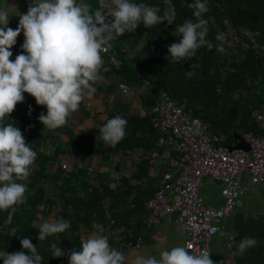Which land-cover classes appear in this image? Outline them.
Masks as SVG:
<instances>
[{
    "label": "trees",
    "instance_id": "1",
    "mask_svg": "<svg viewBox=\"0 0 264 264\" xmlns=\"http://www.w3.org/2000/svg\"><path fill=\"white\" fill-rule=\"evenodd\" d=\"M84 2L90 4L93 11L99 8L108 12L109 5L102 0ZM133 2L158 6L161 10L166 7L164 0ZM171 2L176 10L175 24H182L186 19L196 20L195 10L189 7L195 0ZM206 3L207 11L202 16L208 20L207 39L214 45L223 43L224 53L218 52L216 47L208 49L205 46L188 60L169 63L165 58L169 55L167 46L180 39L175 35V24L168 25L165 21L146 28L141 23L134 32H125L111 42V48L128 47L132 54L117 72L124 81L134 85H143L144 78L138 76V72L145 74L149 84L141 100L146 114L131 113L128 105L121 102L92 129V137H85L83 133L70 134V147L75 150L87 148L89 153L100 154L105 160L119 150L137 147L149 152L160 150L158 139L161 134L153 127L152 107L164 91L174 99L186 101L194 115L210 123L211 131L227 132L230 138L238 132L239 126L258 134L264 132V126L256 119L257 110L264 111V0H206ZM218 33L224 34L223 41L216 39ZM22 45L15 44L11 49L13 61L23 51ZM101 57L107 61L104 53ZM188 71L194 72L191 78L186 76ZM236 93L240 96L236 97ZM41 112L45 114L42 106L29 94L27 101L18 103L9 118L4 120V123L20 129L37 158L28 177L20 179L27 188L26 200L15 206L17 211L10 224H5L8 211L0 210V256L22 251L21 239L29 238L43 257L42 264H69L67 255L52 257L53 246L62 247L65 252L72 248L80 250L81 241L85 239L83 235L94 229V223L108 231L106 236L110 246L124 253L126 247L121 239L113 238L115 234L112 232L125 225L122 232L116 234L122 240L134 239L140 232L142 218L147 213L146 193L137 184H132L130 178L142 181L148 174L150 159L143 158L130 177H122L117 191L102 183L101 187L96 186L87 178L89 172L86 168L77 165L69 170L62 168L58 159L63 148L57 146L49 153L45 150L49 138L60 127L55 130L44 128L38 119ZM116 115L125 118L127 125L124 138L113 146L100 138L99 129ZM55 181L58 184L54 195L48 196L47 188ZM110 196H114V200L106 204L105 200ZM52 212L57 221L63 218L71 227L64 233L39 241L40 213L50 215ZM0 264H3L2 258Z\"/></svg>",
    "mask_w": 264,
    "mask_h": 264
},
{
    "label": "clouds",
    "instance_id": "2",
    "mask_svg": "<svg viewBox=\"0 0 264 264\" xmlns=\"http://www.w3.org/2000/svg\"><path fill=\"white\" fill-rule=\"evenodd\" d=\"M166 7L133 0H108L109 10H92L84 0H30L26 14H20L19 25L8 27L9 13L0 9V210L8 211L5 224H10L15 207L26 200V185L17 180L26 179L37 153L25 142L16 126L4 123L5 117L24 101V93L33 96L38 105L47 107V114L40 113L38 119L44 128L55 130L67 123L70 113L76 112L82 100L91 96L95 89L91 82L98 79L102 66L101 52L112 47V41L125 32H134L143 23L146 28L165 21L175 24L176 10L171 0H164ZM189 7L194 9L196 20L186 19L175 24V35L180 39L168 45L169 63H177L195 56L202 47L224 53L223 43L214 45L207 39L208 20L202 14L207 11L206 0H195ZM23 32L25 40L21 54L13 61L11 49ZM223 41L224 34L218 33ZM194 68L195 65H190ZM193 71L186 76L191 78ZM31 114V106L29 115ZM127 120L121 115L109 119L100 127V138L109 145L119 143L125 136ZM70 222L61 218L40 225L38 240L64 233ZM96 234L81 241L80 250L53 246L52 257H69V264H123L125 256L111 248L104 228L93 224ZM23 250L0 256L3 264H42L29 238L20 241ZM259 241L245 236L239 242V254L257 247ZM186 247L177 246L155 256H137L134 264H215L205 250L197 255ZM26 250V251H24Z\"/></svg>",
    "mask_w": 264,
    "mask_h": 264
},
{
    "label": "crops",
    "instance_id": "3",
    "mask_svg": "<svg viewBox=\"0 0 264 264\" xmlns=\"http://www.w3.org/2000/svg\"><path fill=\"white\" fill-rule=\"evenodd\" d=\"M29 2L30 0H0V9H6L8 11V26L13 30L19 25V15L27 13ZM18 37L16 45L20 46L24 40L23 32H21ZM102 61V66L98 72V79L95 82H91L95 89L94 93L89 97L87 96V89H85V98L82 100L79 109L76 112L70 113L67 118V123L61 126L60 129L49 138L45 150L49 153L54 151L57 146H60L64 151L59 155L58 160L61 161L66 154L70 155L71 166L77 165L87 170L88 168L93 169L92 171L88 170L89 175L87 178L91 183L96 186H100V183L106 184L115 191H117V187L122 182V177H130L140 161L143 158H149L150 167L148 174L143 177V180H134L130 178L132 184H137L141 190L145 191L146 201L168 177H173L175 174L177 152L175 151L174 143H161L160 138L163 136L161 133L158 139L160 150L149 152L142 147H137L133 150H119L109 154L108 160L103 159L100 154L89 153L86 150L87 148L75 150L68 145L70 134L78 135L83 133L85 137H92V129L102 120L106 119L109 112L121 102L128 105L131 113L142 116L146 114L141 99L147 92L148 85H134L129 83L132 90L128 95H124L118 87L119 81L123 80L117 72L119 68L111 66L108 61L103 58ZM28 97L29 94L24 93L23 102H26ZM176 100L181 101L180 99ZM42 108L45 114H47V107L42 106ZM257 112L263 113L262 110H257ZM7 118H9V116L5 117V120ZM263 121L258 122L263 125ZM237 130L240 133L250 131L240 126ZM223 133L227 135L228 143H234L232 141L233 136L230 138L227 132ZM55 165L54 163L52 167L54 168ZM103 174H106V176L103 177ZM206 179L200 189V195L207 205L220 207V203L214 200V197L222 194V184L211 178ZM16 182L18 183V180ZM56 183L57 181H55V184ZM203 187L204 189H202ZM243 187L245 189L241 194V204L236 207L234 213L221 220L220 230L211 242L212 259L215 263H217L220 257L231 256L232 259L239 261L241 264H264V182L251 183L247 177L243 181ZM49 188L50 187L47 188V195L53 196L54 189ZM201 190L204 192V196L201 194ZM134 192L135 194L138 193L136 189ZM113 200L114 196L107 197L105 203L109 204ZM144 216L140 228L144 222ZM166 218L169 219V222H166L161 229L157 227L154 228L153 231L145 233V242L141 249H130L127 251L125 249L126 256L123 264H134L137 256H155L159 259V254L164 250H170L177 246L184 247L187 235L183 231L181 224L176 220L175 215ZM175 223L179 225L181 242L172 239L173 232L171 233L169 230V224ZM124 226L125 225L120 226L119 229L121 232ZM94 230L97 231L93 229L91 230L92 232L89 231L84 234L83 237L87 239L89 236L90 238V235L94 234ZM107 232L108 231L104 228L103 235H107ZM86 235L88 236L86 237ZM245 236L256 238L259 244L257 247L251 248L241 255L239 254L238 245ZM228 243L232 244L231 248L228 247Z\"/></svg>",
    "mask_w": 264,
    "mask_h": 264
},
{
    "label": "built area",
    "instance_id": "4",
    "mask_svg": "<svg viewBox=\"0 0 264 264\" xmlns=\"http://www.w3.org/2000/svg\"><path fill=\"white\" fill-rule=\"evenodd\" d=\"M101 53L116 68L123 66L125 59L132 55L128 47L109 48ZM138 76L144 78V85L149 84L143 72H138ZM118 87L124 95L132 90L124 80L119 81ZM256 119L262 122L264 114L257 112ZM152 124L163 135L161 143H174L177 152L175 174L146 199L147 213L134 239L122 240L116 235L120 229L112 234L115 239H121L126 251L139 250L144 246L146 232L153 231L164 218L175 215L187 235L184 247L190 245L189 251L197 255L206 250L212 259L211 242L220 230L221 220L234 213L241 204L244 176L251 183L264 182V132L258 134L250 130L242 133L250 145L249 151L230 148L225 133L211 131L210 123L194 115L186 101L176 100L166 91L160 93L152 107ZM61 166L65 170L71 168L70 155L63 156ZM208 177L222 184L224 203L220 207L207 205L200 195ZM228 247L231 248L232 244L228 243ZM215 264L241 263L228 256L220 257Z\"/></svg>",
    "mask_w": 264,
    "mask_h": 264
},
{
    "label": "rangeland",
    "instance_id": "5",
    "mask_svg": "<svg viewBox=\"0 0 264 264\" xmlns=\"http://www.w3.org/2000/svg\"><path fill=\"white\" fill-rule=\"evenodd\" d=\"M102 2H104V3H106L107 5H109L108 4V0H102ZM19 38V37H18ZM235 40H236V36L234 35V37H233ZM21 46V45H20ZM235 96L236 97H239L240 96V94L239 93H236L235 94ZM263 113H264V111H263ZM264 122V121H263ZM264 125V124H263ZM232 141L234 142V143H228V145H229V147H233V146H237V145H239L241 142H242V133H240V132H237V133H234L233 134V139H232ZM234 144V145H233ZM242 149V148H241ZM250 150V149H249ZM249 150H247V151H249ZM66 155H68V154H66ZM208 178H211V177H208ZM247 177H245L244 176V178H243V180H242V182L246 179ZM212 179V178H211ZM207 180V179H206ZM214 180V179H213ZM18 183H22V181H20V180H18ZM58 184V182L55 184V182H52V184L51 185H49V189H54V187H56V185ZM202 189H204V187L202 188ZM149 191V190H148ZM201 194L204 196V192H202V190H201ZM214 200H217L219 203H220V205H222V203L224 202V197L222 196V194H220L219 196H216V197H214ZM121 206H124V204H122ZM54 222V221H57V219H56V216H55V214L52 212V213H50V215L48 214V215H44V214H42V213H40V221H39V223L40 224H43L44 222ZM166 222H169V219L168 218H164L163 220H162V222L159 224V225H157L155 228H159V229H161L162 228V226L163 225H165V223ZM169 230H170V232L173 234L172 236V239H174V240H176L177 242H181L180 241V238H181V236H180V229H179V225L177 224V223H175V224H169ZM92 232V231H91ZM90 232V233H91ZM89 233V234H90ZM93 233L95 234L96 233V231L94 230L93 231ZM94 234H91L90 235V237L91 236H93ZM108 235V234H107ZM88 235H86V237H87ZM106 236V235H105ZM88 238H89V236H88ZM170 240V239H169ZM111 241H114V240H111ZM168 244H169V241H168ZM214 255V254H213ZM212 258H213V256H212ZM213 260V259H212Z\"/></svg>",
    "mask_w": 264,
    "mask_h": 264
},
{
    "label": "water",
    "instance_id": "6",
    "mask_svg": "<svg viewBox=\"0 0 264 264\" xmlns=\"http://www.w3.org/2000/svg\"><path fill=\"white\" fill-rule=\"evenodd\" d=\"M230 148H242L244 150H249L250 149V145L242 137V142L239 145L233 146V147H230Z\"/></svg>",
    "mask_w": 264,
    "mask_h": 264
}]
</instances>
